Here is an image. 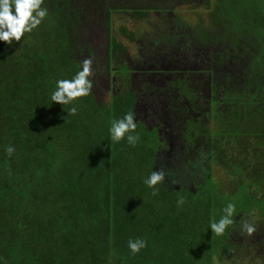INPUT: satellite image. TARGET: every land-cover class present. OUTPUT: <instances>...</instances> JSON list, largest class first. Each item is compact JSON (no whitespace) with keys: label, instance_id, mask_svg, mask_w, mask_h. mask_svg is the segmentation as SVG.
<instances>
[{"label":"trees","instance_id":"trees-1","mask_svg":"<svg viewBox=\"0 0 264 264\" xmlns=\"http://www.w3.org/2000/svg\"><path fill=\"white\" fill-rule=\"evenodd\" d=\"M183 1L43 0L39 26L11 45L0 41V264H213L262 241L263 220L239 218L253 206L264 215V0H201L199 10ZM152 16L161 25L145 35L162 42L164 65L141 59L130 74L127 62L117 65L124 84L109 102L96 99L95 72L88 95L51 101L56 81L74 77L94 53L83 23L99 19L111 50L126 52ZM153 74L166 86L159 91L167 102L153 108L165 113L167 131L135 121V145L128 134L111 140L112 121L136 117L138 91ZM168 131L185 150L175 171L194 175V192L161 181L153 194L144 183ZM216 167L225 178L217 180ZM214 180L221 190L202 201L199 190ZM227 188L247 190L251 207L235 197L242 214L231 250L219 252L209 225L224 214L229 197L219 193ZM136 238L147 247L133 254L128 240Z\"/></svg>","mask_w":264,"mask_h":264},{"label":"rangeland","instance_id":"rangeland-1","mask_svg":"<svg viewBox=\"0 0 264 264\" xmlns=\"http://www.w3.org/2000/svg\"><path fill=\"white\" fill-rule=\"evenodd\" d=\"M180 7H189L188 9H193L196 8L195 10H199V8L202 6V2L201 0H184L181 3H178ZM193 6V7H192ZM201 9V8H200ZM198 12V11H196ZM206 13V11H205ZM152 18H154L152 16ZM130 22L131 25H133V20L127 21V23ZM151 25H148L147 23L145 24V22H143V25H139L137 30H138V34L139 37H143L141 39H136L133 43H129L128 45H130V48L128 51L126 52H121V51H116L117 55L124 57V59H118L115 61L114 63V67L116 68L117 65L122 64L121 62H127L128 65L132 64L134 65L136 60H141L143 59L144 61L148 62V63H154V64H163L165 60L167 59V57L165 58V50L163 49V44L161 41H158L156 43V41H152V39H149V37H146L148 35H145L147 33L148 30H150V28L152 27L153 29L157 30L159 28V26L161 25V20L159 21L157 18L155 19H151V21L149 22ZM87 24V25H86ZM129 24V23H128ZM82 28H85L84 32H85V36L84 39H88V41H91L90 43L92 45H94V53L91 54L89 57H87L88 59L92 60V73L95 72L96 77H94V93L96 96V99L98 102L102 103V102H109L110 100V96H111V92L109 91V87L108 84L111 83L110 81L112 80V78L109 77V73H107V51L108 48L110 47V40L109 37L106 33V28L100 24L99 19H92L89 22L87 21V23H83ZM151 26V27H150ZM153 31V30H150ZM80 32H82L80 30ZM141 33V34H140ZM150 33V32H149ZM162 47V48H161ZM173 55L170 54V58ZM193 59V58H192ZM194 60V59H193ZM158 61V62H157ZM229 65V64H228ZM227 66V65H226ZM177 70V72L182 73L183 69H181V67H175ZM230 68V67H229ZM223 70V69H222ZM228 70V68H224L223 71ZM146 71V70H145ZM148 71V70H147ZM186 71V70H184ZM153 79L151 80V84L149 85V89L147 91H143L142 93L140 91H138V95H139V101L137 103V106L135 108L136 111V116H137V121H142V122H146V124H148L149 126H160L163 124H167V119L163 116L165 115V113L162 114H157L155 113V108H153L154 104H156V106L159 105V102L163 105L164 103H166V98L163 97V92L159 91L160 89L166 87L164 85H160L161 83L158 81V76L153 74ZM151 76V77H152ZM120 81L123 82L124 81L122 78H117ZM135 81V80H134ZM139 83V82H138ZM131 85H133V83L130 82ZM116 89L118 88V86L115 87ZM168 107V106H166ZM164 133V132H163ZM163 133L160 132V134L162 135ZM170 132L168 131L165 134V141L164 145L161 147L160 151L158 152V161L156 162V166H155V170L156 171H163L164 172V185L168 188H180L181 185L183 186H187L188 188H190V191H195V183L191 180V175L187 174V172H183V174H178L176 173L175 169L176 166L180 167V165L182 163H184L183 159L185 158L181 153L184 152V147H182V145H178L175 144L178 141H175V138L169 134ZM171 140V142H170ZM180 153V154H179ZM216 171V178L217 180L223 179L226 177V174L224 172H222V170L218 169L217 167L215 168ZM185 177V178H184ZM184 178V179H182ZM217 180L215 182L214 180V184H212L209 188V190L205 189L204 192L202 190H199V193L197 196H199L200 198H202V201H207V199L209 198V196H211L212 194H214V191L217 192L218 190H221V184L217 183ZM206 185V184H205ZM205 185L201 186L200 188L205 187ZM237 188V187H235ZM234 188V189H235ZM237 190V189H236ZM234 190V192H232V194H230L228 188L225 189L223 191H220V195L223 193H226V195H228V201L235 204V197L236 200H240L239 196L237 197V195H241L242 197H244V201L246 202V204H243V207H249L251 204V201L248 202V199L246 194H247V190L244 192L243 190H240V193L237 194V191ZM207 191V192H205ZM249 193V191H248ZM254 194V193H253ZM240 203L242 202H237L236 206L240 207ZM228 204V203H227ZM251 207V206H250ZM261 211L264 212V203L261 204ZM256 208L253 206L251 208V210H255ZM236 211V210H235ZM245 212L248 214H243L242 218L239 219H244V221H246V219L248 218L249 221H253L254 219V212ZM216 212H213L212 215H214ZM242 212H235L232 220L233 223L231 225H229L225 232L222 235L217 236L214 232V239L215 241H218V243H220L222 246L219 247V252L223 251V248L230 251L231 247H230V240H231V233L233 232V230L235 229L236 224H234L237 220V218L239 217V215H241ZM253 216V217H252ZM252 217V218H251ZM249 223V222H248ZM227 237V238H226ZM222 238H226V239H222ZM213 241V242H215ZM226 242V243H225ZM241 250L238 251L237 255H246V252L248 253V248H245L243 246H241ZM251 251V249H249ZM239 257L232 259V262L238 261V263H240V259ZM220 259V258H219ZM218 255H216V260H218ZM237 263V262H236Z\"/></svg>","mask_w":264,"mask_h":264},{"label":"clouds","instance_id":"clouds-1","mask_svg":"<svg viewBox=\"0 0 264 264\" xmlns=\"http://www.w3.org/2000/svg\"><path fill=\"white\" fill-rule=\"evenodd\" d=\"M43 0H0V41L7 42L11 45L13 41H19L26 32H31L39 26L43 19L48 15L46 8L41 7ZM92 74V60L83 61L82 68L71 79H60L56 81L55 90L52 92L51 101L58 102L62 105L72 103L76 98L86 96L91 92L92 81L89 79ZM71 112L76 114L77 108L72 107ZM137 124L133 112H128L121 119L114 120L109 128L111 140L120 142L125 138L126 134L135 132ZM127 142L135 145L139 139L138 134L127 135ZM8 156L15 152L13 146L5 149ZM163 171H152L144 180V183L153 188L155 194V186L163 181ZM178 205L184 203L183 198L177 201ZM235 204L229 202L223 209V215L218 221L209 225L212 232L216 235H222L226 228L233 223L232 217L235 213ZM245 230L249 235L255 231V226L245 224ZM128 247L133 254L140 252L142 248L147 247V241L141 238L129 239Z\"/></svg>","mask_w":264,"mask_h":264},{"label":"crops","instance_id":"crops-1","mask_svg":"<svg viewBox=\"0 0 264 264\" xmlns=\"http://www.w3.org/2000/svg\"><path fill=\"white\" fill-rule=\"evenodd\" d=\"M157 127H158V130H159V133L160 132L163 133V132H165L168 129L167 127H164V125H163V128L160 127V126H157ZM163 130H165V131H163ZM161 139H162V137H161ZM253 216H255V218L259 217L260 219L263 220L262 221V225L259 224L258 226L261 225L260 231H262V230L264 231V215H261L260 212H254ZM261 239H262V241H257L254 246H252L251 244L244 245L245 248H248V253L246 252V255H244V256L240 255V257H239V255H237L235 249H233L232 252H234V254H230V253L226 254L223 259H219L218 258L219 261L215 260L213 262V264H264V236H261ZM249 249H251V251ZM236 257L237 258L239 257V259H240L239 262L240 263H238V261L232 262V259H235Z\"/></svg>","mask_w":264,"mask_h":264},{"label":"flooded vegetation","instance_id":"flooded-vegetation-1","mask_svg":"<svg viewBox=\"0 0 264 264\" xmlns=\"http://www.w3.org/2000/svg\"><path fill=\"white\" fill-rule=\"evenodd\" d=\"M94 46V45H93ZM95 50V49H94ZM116 54V52H114V51H112L111 50V48L109 47L108 48V51H107V59H108V61H107V73H109V77L110 78H112V80L110 81L111 83H109L108 84V87H109V91L111 92V96L113 95V94H115L116 93V90H121L122 89V85H123V82L122 81H120L119 79H117V78H123L124 76H123V72L119 69V66H117L116 68L114 67V61L112 60V55H110V54ZM140 60H136L135 61V63H134V65H132V64H130V65H128L129 66V74L131 73V72H133V70L132 69H134L135 70V68H138V62H139ZM121 63H124V62H121ZM127 75H128V71H127ZM116 86H118V88L116 89L115 87ZM111 96H110V98H111ZM144 123H146V122H144ZM164 127H166V125L164 124ZM163 131H165V130H163ZM167 131V130H166ZM165 131V132H166ZM164 132V133H165ZM183 155V154H182ZM185 160V158L183 159V161ZM182 164H184V163H182ZM184 170H185V166H184ZM185 172H187V174H190V171L189 170H185ZM194 176V175H193ZM193 176H191V180L193 181ZM185 178V177H184ZM184 178H182V179H184ZM248 220L246 219V222H247Z\"/></svg>","mask_w":264,"mask_h":264},{"label":"water","instance_id":"water-1","mask_svg":"<svg viewBox=\"0 0 264 264\" xmlns=\"http://www.w3.org/2000/svg\"><path fill=\"white\" fill-rule=\"evenodd\" d=\"M137 119H138V118H137V116H136V117H135V121H137ZM163 181H164V180H163Z\"/></svg>","mask_w":264,"mask_h":264}]
</instances>
